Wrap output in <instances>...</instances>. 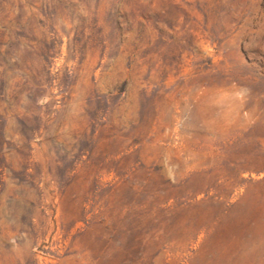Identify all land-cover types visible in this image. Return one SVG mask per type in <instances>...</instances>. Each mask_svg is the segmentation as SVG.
Returning a JSON list of instances; mask_svg holds the SVG:
<instances>
[{"label":"rangeland","instance_id":"374dc122","mask_svg":"<svg viewBox=\"0 0 264 264\" xmlns=\"http://www.w3.org/2000/svg\"><path fill=\"white\" fill-rule=\"evenodd\" d=\"M0 264H264V0H0Z\"/></svg>","mask_w":264,"mask_h":264}]
</instances>
